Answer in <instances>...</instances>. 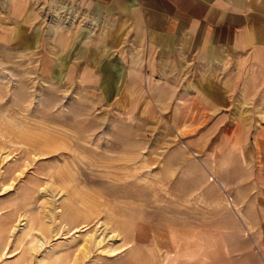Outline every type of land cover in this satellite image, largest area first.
<instances>
[{
	"label": "rangeland",
	"instance_id": "rangeland-1",
	"mask_svg": "<svg viewBox=\"0 0 264 264\" xmlns=\"http://www.w3.org/2000/svg\"><path fill=\"white\" fill-rule=\"evenodd\" d=\"M24 4L0 0V264H264V119L224 133L223 78Z\"/></svg>",
	"mask_w": 264,
	"mask_h": 264
},
{
	"label": "crops",
	"instance_id": "crops-1",
	"mask_svg": "<svg viewBox=\"0 0 264 264\" xmlns=\"http://www.w3.org/2000/svg\"><path fill=\"white\" fill-rule=\"evenodd\" d=\"M31 1L22 0L27 3L24 7ZM58 1L61 8H71V27L75 21L83 23L85 35H76L79 42L95 41L98 32L103 34L102 48L111 44L114 53L132 57L135 65H148L144 58L151 56L153 67L165 72L169 64L165 58L178 56L193 64L189 66L223 78L216 94L207 92L205 98L224 133L236 136L241 129L249 136L248 121L264 119V77L260 75L264 73V0ZM158 39L176 41L181 47L163 48ZM244 66L243 75L239 67Z\"/></svg>",
	"mask_w": 264,
	"mask_h": 264
}]
</instances>
